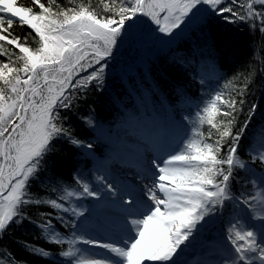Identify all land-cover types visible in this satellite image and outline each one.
I'll use <instances>...</instances> for the list:
<instances>
[{"label": "snow or ice", "instance_id": "6c2138e0", "mask_svg": "<svg viewBox=\"0 0 264 264\" xmlns=\"http://www.w3.org/2000/svg\"><path fill=\"white\" fill-rule=\"evenodd\" d=\"M32 4L39 10L0 0V235L25 222L38 227V239L66 249L53 253L28 241L20 246L41 258L58 255L60 264H192L188 252L201 230L231 208L226 242L202 246L198 264H264V126L244 144L246 158L241 155L260 108L251 103L245 110L255 69L225 81L197 112L186 139L173 145L159 133L149 138L154 154L136 174L143 188L102 174L92 183L77 173L78 187H52L55 197L33 192L57 141L93 148L62 123V110L70 111L90 87H103L108 61L121 45L146 25L154 26L150 35L171 37L193 24L204 32L216 22L240 23L264 36V0H100L102 12L91 0H69L68 7L57 0ZM17 22L31 33L14 35ZM205 124L207 132L201 130ZM234 183L241 185L239 194ZM83 200L97 203H78ZM28 206L45 207L36 219ZM100 206L107 210L101 225L111 232L107 240L86 228ZM0 256V264H18Z\"/></svg>", "mask_w": 264, "mask_h": 264}, {"label": "trees", "instance_id": "16d2710c", "mask_svg": "<svg viewBox=\"0 0 264 264\" xmlns=\"http://www.w3.org/2000/svg\"><path fill=\"white\" fill-rule=\"evenodd\" d=\"M42 2L47 3V0ZM57 2L64 7L70 6L69 0H57ZM81 2L88 3L89 0H76V3ZM18 3L20 6L35 8L32 0H18ZM91 3L98 12H102L103 6L100 5V0H91ZM35 10L39 9L35 8ZM11 31L19 37L31 33V29L20 26L18 22ZM138 42L134 40L130 44L135 45ZM140 42L138 47L148 41ZM148 43L153 45V41ZM29 44L36 46L31 37ZM6 47L11 50L12 46L6 45ZM157 49L158 47L154 46L151 49L152 53ZM132 51L134 50L124 48L121 53L113 56L108 64L117 66L120 60L121 66L126 64L128 61L123 58L128 55L132 60ZM0 60H4V57H0ZM262 68H264V36L259 32L245 24L226 25L222 22H216L201 32L194 24L168 48L157 51L153 59L144 67L139 66L130 72L113 76L105 74V84L102 88L90 87L79 95L70 111L62 110V115L67 116L62 123L70 127L86 144L91 143L93 148L77 149L64 140L57 141L54 154H50L47 158L48 163L43 166L40 177L33 186L34 194L49 198L58 194L51 191L52 187L58 185L78 187L73 179L77 173L90 181L93 174V158L102 156L110 148L106 143V135L128 119L147 116L159 126L173 125L178 130L188 133V137L197 119V112L225 81L237 74H247L255 69L256 76L247 96L248 103L245 105V110L251 103L259 104L260 108L249 126L245 141L242 142L241 155L242 158H246L244 144L251 139L252 134L264 126V86H262L264 74L260 72ZM211 71L217 73L216 79L211 77ZM202 79L203 83H201ZM237 86H240L239 82ZM85 117L93 120V126L90 127L85 123ZM208 128L209 126L205 124L201 130L207 132ZM244 187L249 191L251 189L248 183H245ZM241 190V185L234 183V193L239 194ZM43 207L45 206H28V211L33 218L38 219ZM229 211L226 209L224 213ZM56 226L60 227L58 223ZM61 231L66 235L70 234L67 229ZM38 236L40 230L31 224L25 222L19 227L13 226L8 233L0 235V252L14 259L18 264H60L63 258L58 255L56 260L41 258L30 254L20 246V241H28L53 253H58L62 248L67 247V245L47 243L44 239H38ZM3 258L0 256V259Z\"/></svg>", "mask_w": 264, "mask_h": 264}, {"label": "rangeland", "instance_id": "374dc122", "mask_svg": "<svg viewBox=\"0 0 264 264\" xmlns=\"http://www.w3.org/2000/svg\"><path fill=\"white\" fill-rule=\"evenodd\" d=\"M193 25L185 26L183 30L177 31L171 37L162 36V34H160L158 32L151 34V36H150L151 28L154 26H151V25L147 26L146 25L144 30H142L141 32L138 33V36H140V37H136V39H135V40L139 41L137 44L131 45L132 43L130 44V42L124 43L115 51V54H119L123 51L124 48H127L129 50H134V51H132V57H131L132 60H130L129 56L126 55L123 58L124 60L128 61L126 64H123L121 66V60L117 66H112V65L108 64V67L106 69L105 74L113 76V75H118V74L130 72L132 70L137 69L139 66L144 67L145 65H147L149 60L153 59V56L157 51H161V50L168 48V46L171 43H173V41H175L176 39H178L179 36L184 35L187 31H189V29ZM155 36H159L160 40L155 39L154 38ZM140 41H148V42L153 41V45L151 46L150 43L145 42L144 44H142L141 46L138 47V45L141 43ZM161 41H166V42H161ZM154 46L158 47V49L154 53H152L151 49L154 48ZM171 131H173V130H168V134L170 135V137H176V135L173 134ZM164 136L166 137V135H164ZM182 137L184 138V136H182ZM250 191H251V189H250ZM85 202L86 201H80L79 203L85 204ZM101 208H103V207L101 206ZM103 214H104V211L100 210V207L97 208V213L93 214L89 218V222L86 225V228L88 229V231L91 234H93L94 236H96L97 239L102 238V230L105 229L104 227L101 226L104 224ZM228 226H227V228H228ZM202 232L203 231H201V233L198 236L196 247L193 249H190L188 252V255H191V253H193L195 250H198V249L203 250V247H214V246H218V245L226 242L225 236L223 234H221V232L220 233L216 232V235L214 236V241H210L207 244H204V243H202V240H203ZM211 233H214V231H212ZM80 246H82V247L85 246V248H88V246H86V245L80 244Z\"/></svg>", "mask_w": 264, "mask_h": 264}, {"label": "water", "instance_id": "95a60500", "mask_svg": "<svg viewBox=\"0 0 264 264\" xmlns=\"http://www.w3.org/2000/svg\"><path fill=\"white\" fill-rule=\"evenodd\" d=\"M147 26H149V25H147ZM137 37H139L138 35H137ZM128 43V42H127Z\"/></svg>", "mask_w": 264, "mask_h": 264}]
</instances>
